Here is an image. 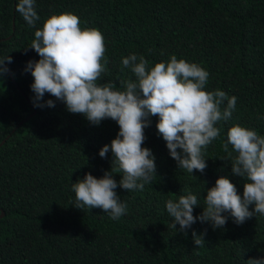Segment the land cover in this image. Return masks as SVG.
Returning <instances> with one entry per match:
<instances>
[{
    "label": "trees",
    "instance_id": "1",
    "mask_svg": "<svg viewBox=\"0 0 264 264\" xmlns=\"http://www.w3.org/2000/svg\"><path fill=\"white\" fill-rule=\"evenodd\" d=\"M16 3L0 0V59L12 60L0 76V264H247L264 258V216L241 225L229 216L223 229L197 221L180 232L166 210L167 200L188 192L203 207L206 190L220 177L242 196L244 181L232 174L221 145L234 125L264 136V0H35V28L15 11ZM64 12L78 16L82 29L102 33L101 83L123 90V82L135 80L122 65L130 54L145 56L149 67L175 55L210 73L207 91L237 98L232 118L218 125L221 135L205 151L204 173L193 170L197 179L177 168L157 132L158 117H149L142 147L155 156L156 177L143 191L115 189L127 205L119 220L100 208H75L72 191L86 173L99 179L111 169V151L105 158L98 152L116 138L118 125L110 119L92 125L47 93L39 103L51 99L55 107L33 106V78L25 69L39 56L25 48L47 18ZM113 174L119 183L122 173L114 167ZM201 212L197 206L193 216ZM193 231L203 246H195Z\"/></svg>",
    "mask_w": 264,
    "mask_h": 264
},
{
    "label": "clouds",
    "instance_id": "2",
    "mask_svg": "<svg viewBox=\"0 0 264 264\" xmlns=\"http://www.w3.org/2000/svg\"><path fill=\"white\" fill-rule=\"evenodd\" d=\"M15 11L31 28L40 20L35 0H18ZM80 24L79 17L70 12L47 18L25 48L39 56L37 61L27 62L25 71H30L33 78L30 89L34 107H55L51 99L39 103L47 93L61 101L69 113L82 115L92 125L105 119L118 125L116 138L98 152L100 158H105L111 151V169L99 179L86 173L82 180L72 183V191L75 208H100L111 219L119 220L126 214L127 205L115 189L143 191L156 177L155 156L142 147L149 117H158L157 132L177 168L191 175L193 170L203 174L207 168L205 151L220 137L222 129L218 125L232 118L237 98L218 89L207 91L210 73L175 55L168 62L149 67L145 56L130 54L122 58V65L130 69L135 80L123 82V90H117L113 82L101 83L107 63L104 37L99 30L82 29ZM5 62L12 63L11 57L0 59V76L8 72ZM221 147L231 157L232 174L244 181L242 196L228 178L220 177L206 190L203 207L191 192L175 201L167 200L166 210L173 218L171 226L175 230L178 224L179 231L185 232L197 221L223 229L229 216L236 225L257 214L264 216V136L234 125L228 129ZM114 167L122 173L119 183L113 179ZM197 206L202 212L194 217ZM192 236L196 247L204 245L202 235L193 231ZM247 264H264V258L249 259Z\"/></svg>",
    "mask_w": 264,
    "mask_h": 264
},
{
    "label": "water",
    "instance_id": "3",
    "mask_svg": "<svg viewBox=\"0 0 264 264\" xmlns=\"http://www.w3.org/2000/svg\"><path fill=\"white\" fill-rule=\"evenodd\" d=\"M3 216V214H0V217H2Z\"/></svg>",
    "mask_w": 264,
    "mask_h": 264
}]
</instances>
